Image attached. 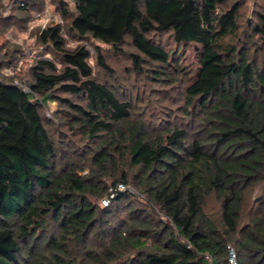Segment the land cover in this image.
Wrapping results in <instances>:
<instances>
[{
    "label": "trees",
    "instance_id": "obj_1",
    "mask_svg": "<svg viewBox=\"0 0 264 264\" xmlns=\"http://www.w3.org/2000/svg\"><path fill=\"white\" fill-rule=\"evenodd\" d=\"M54 1L70 23L36 32L45 55L22 81L29 88L0 77V264H229L228 246L238 264H264V11L250 24L261 39L252 51L238 36L240 3L177 0L164 31L176 45L198 47L187 104L199 107L205 122L192 136L177 126L154 134L130 101L94 76L90 48L80 43L92 38L121 49L130 36L141 53L132 58L137 69L146 60L177 69L179 53L149 36L153 8L144 9L142 0ZM16 2L35 10L32 0ZM214 22L221 25L216 31L196 27ZM228 30L237 43L221 41ZM69 38L79 43L70 46ZM96 59L108 68L100 50ZM48 99L62 104L57 114L70 128L103 136L89 173L80 174L75 162L57 163V141L42 112ZM109 170L111 193L133 217L94 248L90 237L112 211L92 199L111 195L99 177ZM133 182L147 201L139 215L120 186ZM52 223L59 233H48Z\"/></svg>",
    "mask_w": 264,
    "mask_h": 264
},
{
    "label": "rangeland",
    "instance_id": "obj_2",
    "mask_svg": "<svg viewBox=\"0 0 264 264\" xmlns=\"http://www.w3.org/2000/svg\"><path fill=\"white\" fill-rule=\"evenodd\" d=\"M35 3L33 12L25 11L18 8L16 0H0V77H14L18 81H27L31 79L30 64L32 59L26 53L31 49L36 55L44 56L45 47L37 40L36 32L51 25L48 19H35V14L46 11L49 18H55L61 21V25L66 29V24L70 23V18L64 19L61 12L57 10V3L54 0H32ZM58 2V0H56ZM177 0H142L144 9L153 8L147 14L148 24L152 27L150 38L156 43L169 50L178 52L180 64L178 68L164 67L156 62L146 60L143 62L141 69H137L133 62V56L141 55L137 48L133 45L132 38L127 36L121 49H115L110 45H106L100 41L89 38L80 43L87 44L90 48L92 56L90 63L94 70V76L99 80L106 82L117 92L120 98L128 100L132 103L134 110L139 113V119H146V122L152 127L154 134L161 133L167 127H181L187 129L190 133L195 132L197 135L202 131L205 117L199 107L188 108L187 104V88L194 81V75L199 67L198 47L193 44L176 45L171 32L164 31V28L175 18V4ZM240 3L239 10V35L249 40L252 44V51L255 48L253 41L261 44L258 34L251 32L250 24L258 20V14L263 12V0H232L230 4ZM70 9L73 10L72 3ZM43 8L42 11H39ZM196 24L199 30L211 29L216 31L220 28V24L214 22L211 24ZM222 31V30H220ZM246 31V36L244 32ZM235 33L228 30L221 37L227 45L237 43ZM77 42L74 38H69V45L75 46ZM105 57L108 65L107 69L97 64V52ZM259 55L264 60V44L260 49ZM18 56L23 60L20 69L16 63L13 65L2 66L4 61L11 60ZM145 58L144 56H142ZM17 62V61H16ZM9 72L5 73L7 69ZM12 68V69H11ZM154 70L163 71L160 74ZM12 71V72H11ZM16 71V72H15ZM8 74V75H7ZM63 109L62 104L58 101L48 99L43 106L42 112L45 115L47 126L55 137L58 146L57 163L65 164L75 162L80 174H87L90 166L93 165V157L100 149L103 136L93 138L87 137L80 128L72 129L66 124V121L60 120L57 112ZM84 169V170H82ZM100 172V179L108 186L109 193L113 192L112 182L115 178V172ZM123 192L127 190L132 195L130 204L132 211L137 207L140 211L138 215L148 209L146 197L140 188L133 182L127 187L121 188ZM128 196V195H127ZM126 196V197H127ZM116 195L111 198L108 205L112 211L111 215L104 217L106 220L100 226H97L90 237L92 246L98 248L108 233L113 234L115 229L125 230L130 225L128 220L133 217L129 205H125L124 201H116ZM127 198H125L126 200ZM129 200V198H128ZM96 206L103 205V199H92ZM130 211V212H129ZM151 217L163 218L157 212H152ZM156 213V215H155ZM125 221L127 223H125ZM100 234L96 236V232ZM59 233L56 224L52 223L48 229V233ZM103 236V237H102ZM107 240V239H106ZM75 253V246H70ZM80 258V257H79Z\"/></svg>",
    "mask_w": 264,
    "mask_h": 264
},
{
    "label": "built area",
    "instance_id": "obj_3",
    "mask_svg": "<svg viewBox=\"0 0 264 264\" xmlns=\"http://www.w3.org/2000/svg\"><path fill=\"white\" fill-rule=\"evenodd\" d=\"M48 19V21L50 22V23H52L51 25H55V24H60L61 23V21H58V20H56L55 18H53V19H51V18H49V16L47 15V13H46V11H44V12H40V13H36L35 14V19H37V20H40V19ZM49 26V25H48ZM26 55L29 57V58H31L32 59V63L30 64V66H32L33 65V63H34V61L35 60H37V59H39V58H41L42 56H40V55H36L31 49H29L28 51H27V53H26ZM16 64L17 65H19V64H23V60H21V59H19L17 62H16ZM20 67H21V65H19V66H17L16 68V71L18 70V69H20ZM12 69V68H11ZM10 71V69L8 68L7 69V71H5V73H7V72H9ZM15 71V72H16ZM12 72V71H11ZM8 75V74H7ZM15 82L16 83H19L20 85H22L23 87H24V89H28L29 88V84H28V82L26 83V82H20V81H18V80H15ZM121 187H123L122 185H120ZM114 197V194L113 193H111V195L108 197V198H104L103 199V205H108L109 204V202L111 201V198H113ZM228 249H229V258H228V261H229V264H233V262H234V264H238V258H237V254H236V251H235V249L232 247V246H228Z\"/></svg>",
    "mask_w": 264,
    "mask_h": 264
},
{
    "label": "clouds",
    "instance_id": "obj_4",
    "mask_svg": "<svg viewBox=\"0 0 264 264\" xmlns=\"http://www.w3.org/2000/svg\"><path fill=\"white\" fill-rule=\"evenodd\" d=\"M5 2H7V0H5ZM233 264H234V262H233Z\"/></svg>",
    "mask_w": 264,
    "mask_h": 264
}]
</instances>
